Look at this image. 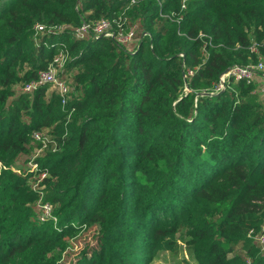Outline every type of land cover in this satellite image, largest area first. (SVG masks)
Returning <instances> with one entry per match:
<instances>
[{"label":"trees","instance_id":"trees-1","mask_svg":"<svg viewBox=\"0 0 264 264\" xmlns=\"http://www.w3.org/2000/svg\"><path fill=\"white\" fill-rule=\"evenodd\" d=\"M102 17L134 49L75 36ZM63 46L66 104L24 89ZM261 58L264 0H0V264H58L83 229L103 244L77 264H264V102L256 81L214 89Z\"/></svg>","mask_w":264,"mask_h":264},{"label":"built area","instance_id":"built-area-1","mask_svg":"<svg viewBox=\"0 0 264 264\" xmlns=\"http://www.w3.org/2000/svg\"><path fill=\"white\" fill-rule=\"evenodd\" d=\"M133 2L135 0H132ZM183 7L185 4L183 3ZM37 31H43L47 26L43 23H38L35 25ZM63 26H58V30ZM49 29H53L52 26H48ZM57 30V29H56ZM136 26H130L126 31L116 30L113 23L108 18H99L96 20L83 21L78 27H76L74 34L76 37L82 38L87 34H92L95 37L108 36L113 38L118 43L125 46L133 45L136 41L135 39ZM143 34H146L144 32ZM182 54V53H181ZM69 59V52L65 46L60 48V51L56 53L54 58L50 61L47 67L39 71L37 79L28 81L24 84V89L32 90L38 84L49 83L51 88L54 89L60 96L63 104H66L68 98L70 97V88L66 82V79L61 77V72L64 68L66 61ZM191 74L192 71L189 70ZM264 76V59H259L256 62L250 63H235L228 67L219 78L218 83L215 86V91H222L226 88L227 82L230 79L234 80H247L256 81L258 78ZM33 136L36 139H41L43 145H45L49 140V136L44 131H34ZM36 164H32V168H36ZM46 173L44 172L42 176ZM41 207V220H52L57 222V216L53 214V206L49 201L40 202ZM56 224V223H55Z\"/></svg>","mask_w":264,"mask_h":264},{"label":"rangeland","instance_id":"rangeland-1","mask_svg":"<svg viewBox=\"0 0 264 264\" xmlns=\"http://www.w3.org/2000/svg\"><path fill=\"white\" fill-rule=\"evenodd\" d=\"M122 15L125 14L123 13ZM53 29H58V25H53ZM126 47L129 49H134L133 45ZM66 82L71 89L70 91H72L73 79L71 74L67 76ZM257 84L258 90L264 102V80H261V82H257ZM50 91L51 89L49 90V92ZM43 131L45 133H48V130ZM53 223V225L55 226L56 222ZM84 228H86V225L84 226ZM70 241L71 244L70 247H67V253L63 252V258L57 261L58 264H77L81 260H88L90 258L97 257L99 248L103 244V235L97 229H83L77 232L73 237H71ZM147 250L148 251H145L144 253V257L145 261H147L148 264H178L176 258H174L168 251H158L153 253L149 249ZM186 256L188 258H191L187 253Z\"/></svg>","mask_w":264,"mask_h":264},{"label":"crops","instance_id":"crops-1","mask_svg":"<svg viewBox=\"0 0 264 264\" xmlns=\"http://www.w3.org/2000/svg\"><path fill=\"white\" fill-rule=\"evenodd\" d=\"M257 80L258 82H261V80H264V76H260Z\"/></svg>","mask_w":264,"mask_h":264}]
</instances>
